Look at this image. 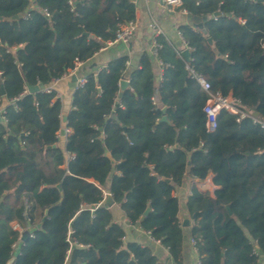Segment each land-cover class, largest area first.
<instances>
[{
	"label": "trees",
	"instance_id": "16d2710c",
	"mask_svg": "<svg viewBox=\"0 0 264 264\" xmlns=\"http://www.w3.org/2000/svg\"><path fill=\"white\" fill-rule=\"evenodd\" d=\"M178 10L200 17L204 32L178 27L188 61L162 36L154 39L163 66L157 102L150 58L140 57L121 93L127 59L116 58L74 90L65 121L70 133L60 146V99L54 91L30 93L27 86H48L76 62L90 60L134 20V5L0 0V106L6 102L0 122V264H8L19 239L11 224L24 229L25 217L30 226L38 224L44 211L40 229L31 232L13 264H160L148 247L123 244L124 231L104 206L107 182L124 218L158 241L172 264H181L184 234L173 192L185 177L209 175L213 197L192 187L186 201L188 214L195 215L190 240L199 264H260L264 133L225 111L208 132L202 111L208 97L186 66L212 93L264 118V0H181Z\"/></svg>",
	"mask_w": 264,
	"mask_h": 264
},
{
	"label": "crops",
	"instance_id": "0c3cea01",
	"mask_svg": "<svg viewBox=\"0 0 264 264\" xmlns=\"http://www.w3.org/2000/svg\"><path fill=\"white\" fill-rule=\"evenodd\" d=\"M30 1L33 2L34 0ZM131 2L135 8L134 22L136 24V29L129 43L114 44L108 47L104 46L90 60L80 63L73 74L63 77L52 85L53 91L62 104L60 130L66 127L65 122H63L62 119L66 118L68 112L72 109L71 99L78 79L86 78L90 74H95L98 70H101L110 61L116 58L126 57L127 61L125 65V74L122 80L126 81L128 84L129 74L138 68L140 57L146 54L151 61V72L153 74L154 85V95L152 100L154 101L153 103H156L163 66L157 58L152 55V40L157 36H162L168 44L172 46L176 53L186 50V45L183 43L182 37L178 35V27L180 25L187 24L185 19L186 15L180 13L178 9L171 11L167 10L166 7L160 4L159 0H134ZM152 20L157 24L161 31V35H157L155 30L149 27ZM5 105L6 102H3L0 108L3 109ZM66 137H63L61 133L58 132V145L62 146ZM211 179L212 175H209L204 180H196L185 177L182 183L174 189L173 196L178 200L179 204L177 218L184 234L181 264H199V257L194 246L190 243V229L193 225V220L186 210V201L191 194L192 187H195L202 192H207L211 197H213L216 187L212 184ZM108 186L109 183L107 182L103 191L105 196L104 199L108 196ZM109 209L111 211L113 221L124 231V237L122 239L124 245L127 243H136L146 246L151 250L160 263L172 264L168 257L167 250L159 242L152 241L138 225L130 224L124 218L117 205L113 203ZM184 220H188L187 227L181 226V223ZM13 223L18 224V226L21 227L18 222ZM36 224L27 228V224L25 223V228L23 229L21 227L22 230L20 234L25 231L31 233L35 230ZM21 245L22 244L19 242L16 244V247L13 249L12 258L8 264L14 261L15 256L19 253ZM260 263L264 264V257L260 259Z\"/></svg>",
	"mask_w": 264,
	"mask_h": 264
},
{
	"label": "built area",
	"instance_id": "2783aa9c",
	"mask_svg": "<svg viewBox=\"0 0 264 264\" xmlns=\"http://www.w3.org/2000/svg\"><path fill=\"white\" fill-rule=\"evenodd\" d=\"M130 1H134V0H130ZM159 2H160L161 5L166 7L167 10H169V11L178 9L180 7V5H181V0H159ZM179 11L183 15H187V13L184 10H179ZM149 27L151 29H154L155 33L157 35H161V31L158 28V26L155 23V21L152 20L150 22ZM135 29H136V24H135L134 20L123 24L122 26H120V28L115 33V36H114L113 40L105 42L104 46L108 47V46H111V45H114V44H127V43H129V41L132 39V36H133V34L135 32ZM178 35L181 37L180 33H178ZM183 43H184V41H183ZM158 47L159 46L155 43V40L153 39L152 40V50H151V52H152V55L155 56V57H156V52H157ZM186 50H188V52H189V49L187 47H186ZM176 54H177L178 57L182 58V52H177ZM79 64H80L79 62H76L74 64V67L71 70H69L65 75H63L60 79H62L65 76H68L70 74H73L74 71L77 69ZM186 71L188 73V76L191 79H193L200 86L201 90L208 97L207 101H206V103H205V105H204V107L202 109V111H203V113L205 115L206 130L208 132H213L216 129V118H217V116H218V114L220 112L225 111V112L233 115L235 117L236 122H239L242 119H249L251 121L252 125L256 126L258 129H260L264 133V118H260L257 115H254L253 113H251L249 111L241 109L239 107V105H238V102L236 100H234L233 98H231L230 96L222 97L218 93H212L211 90H210V86L205 81V79L202 76L196 74L191 67L186 66ZM60 79L52 80L51 83H50L51 85L49 84L48 86L40 88V91H42L44 93H50L51 91H53L52 85H54ZM84 83H85V78L78 79L77 82H76V88L82 87ZM3 109L0 108L1 121L3 119L2 118ZM69 133H70V130L65 127L64 129H62L61 135L63 137H66ZM57 137H58V134H57ZM26 208H30V204H26ZM25 223L26 224L29 223V219L27 217H25ZM11 227H12V229L14 231L19 232L18 241L15 244L12 245V254H13V249L16 247V244L18 242L23 244L20 241V236H21L20 232H21L22 228L19 227L18 224H15V223L11 224ZM145 234L152 241L158 242V241H155L154 239H152L148 232H145ZM28 237H32V234L29 233ZM190 243H191V245L194 246V242L192 240H190ZM151 254L154 256V254L152 252H151ZM10 264H13V262H11ZM160 264H165V263H160Z\"/></svg>",
	"mask_w": 264,
	"mask_h": 264
},
{
	"label": "water",
	"instance_id": "95a60500",
	"mask_svg": "<svg viewBox=\"0 0 264 264\" xmlns=\"http://www.w3.org/2000/svg\"><path fill=\"white\" fill-rule=\"evenodd\" d=\"M218 15H219L218 12H216V13L213 14L214 17H216V16H218ZM13 19H17V16H14ZM185 19H186L187 24L190 25L192 28L197 29V30H200L202 33L204 32V30H203V25H202L203 20H202L200 17L192 16V15H190V14H187V15L185 16ZM85 35H87V34H85ZM207 41H208L209 44H211V40H210L209 38L207 39ZM182 58L184 59V61H188V59H189V52H188V50H184V51L182 52ZM127 86H128L127 82L124 81V80H121V81L119 82L120 93H121L124 89H126ZM0 90H1V94L3 95V94H4L3 88L1 87ZM27 90H28V92H30V93H38V92L40 91V88L37 87V86H27ZM162 112H164V109H162ZM254 115H256V114H254ZM0 121H1V115H0ZM62 121L65 122V121H66V118H63ZM160 121H166L165 116H163V117L160 119ZM59 132L62 133V130H59ZM52 147H54V146H52ZM106 156H107V157L109 158V160L112 162V159L110 158V156H109L108 153L106 154ZM187 166H189V162H187ZM165 181L168 182L169 180H165ZM57 188H59V186H57ZM107 194H108V196L104 199V206L107 207V208H109V207L113 204V202H112V200H111L110 197H109V193H107ZM93 209H94V208L91 207V210H93ZM228 212H229V211H228ZM46 213H47V212L44 211V216L42 217L41 222L38 223V224L35 226V230H39V229H40L41 224H42V222L44 221V219H45V217H46ZM146 213H147V210L145 211V214H146ZM229 214H230V212H229ZM194 217H195V215L192 216V218H194ZM181 226H182V227H187V226H188V220H184V221L181 223ZM27 228H30V224H29V223H27ZM28 236H29V233H28L27 231L23 232V233L21 234V236H20V241H21L22 243H25L26 240H27V238H28Z\"/></svg>",
	"mask_w": 264,
	"mask_h": 264
}]
</instances>
